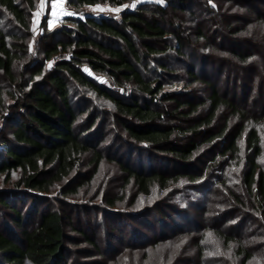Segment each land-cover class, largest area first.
I'll use <instances>...</instances> for the list:
<instances>
[{
    "label": "trees",
    "instance_id": "1",
    "mask_svg": "<svg viewBox=\"0 0 264 264\" xmlns=\"http://www.w3.org/2000/svg\"><path fill=\"white\" fill-rule=\"evenodd\" d=\"M36 1L0 0V8L8 12L18 30L5 33L0 27V179L9 185L0 186V264H69V242H83L95 249L99 237L93 222L103 230V217L118 218L123 208L140 207L137 200L142 196L167 190L183 202L186 187L196 192L195 200L223 187L226 199L233 200L225 181L220 182L216 174L204 179V166H197L195 159L212 150L218 154L210 157V168L218 169L225 156L244 161L239 184L264 224V169L258 161L263 150L260 134L250 122L255 118L245 102L219 91L218 82L209 76L205 66L221 60H211L210 52H196L200 47L213 49L214 44L187 0L139 2L123 10L118 19L81 9L134 0H69L75 13L65 15L64 20L71 25L44 31L35 53L27 54ZM202 5L209 13L217 10L208 0ZM186 13L196 22L193 33ZM41 24L45 25V19ZM230 52L236 59L232 76L236 84L249 70L254 53L236 48ZM178 81L187 88L165 89ZM193 83L205 84L209 94L198 99ZM223 109L245 123L233 136L227 135V123L217 126ZM99 113H108L122 133L120 138L130 143L122 156L102 154L100 137H96L104 127L96 121ZM239 138L243 139L242 155ZM106 159L121 171V186L133 188L132 199L125 201V207L119 206L123 193L101 190V204L92 210L101 211L102 219H81L79 212L90 209L70 203L67 197L77 199L82 189L89 190L94 171ZM227 203L223 212L216 209L215 218L231 219L207 227L224 245L234 244L239 264H246L254 257L250 249L262 244H255L257 234L252 230L243 232L248 235L243 240L239 229L255 218L241 208L247 205L241 198L235 196L233 203ZM165 206L170 207L160 200L127 211L141 226L156 225L155 238L135 244L155 246L192 229L189 222H194L196 212L190 216L189 207L175 204L171 214ZM194 208L201 210L199 204Z\"/></svg>",
    "mask_w": 264,
    "mask_h": 264
},
{
    "label": "rangeland",
    "instance_id": "2",
    "mask_svg": "<svg viewBox=\"0 0 264 264\" xmlns=\"http://www.w3.org/2000/svg\"><path fill=\"white\" fill-rule=\"evenodd\" d=\"M69 0H65L64 7L66 11L70 13H75L72 6L68 3ZM143 1H152V0H134L130 3L121 4L120 6L111 5L109 3L103 4H94L88 5L81 9L86 14H93L95 16H108L118 19L120 14L125 9H133L139 2ZM159 2H164V0H156ZM190 4L189 7H192L199 16V26L205 30V33L208 34L209 40L214 44L213 49L199 48L196 52H210L213 54L211 60H221L219 63H214L210 61L205 67L209 71V76L214 81L218 82L219 91L224 92L227 96H233V99L236 102L244 103L248 105L249 111L255 120L250 121L253 126L258 130V133L261 137V147L262 154L258 158L261 167L264 169V0H208L217 6V10L214 11V14L205 11L202 4L205 0H187ZM41 0L36 1L35 9L32 10L31 15V32L28 36V49L27 54H34L36 50V45H40L42 42V36L44 31L51 30L56 31L61 28L62 25L70 26L71 24L64 20V16L60 19L54 21L52 26H49V21L53 20L52 17V0H46V6L42 10V14L35 17V24L33 23L34 14L38 11H41L40 8ZM134 5V6H132ZM97 6L103 7L105 9H115L120 8L121 11L115 12L111 10L98 11ZM72 8V9H71ZM71 9V10H70ZM187 19V25L192 26V33L195 31V23L192 17L187 13L185 14ZM45 19V25L41 24V21ZM197 20V21H198ZM231 26L230 29L227 27ZM0 27L5 33L7 32H16L18 33L17 28L14 26L13 19L8 14L0 8ZM237 30V32H235ZM205 41H202V45ZM211 44V45H212ZM198 48V47H197ZM237 49L245 53H254L252 62L249 64V70L242 71L245 76L238 82L232 80V76L235 75L233 70V65L236 63L235 57L231 54V49ZM49 64V63H47ZM152 74V73H151ZM240 78V77H239ZM193 92L194 95L201 97L207 96L210 92V88L202 83H193ZM191 85V88H192ZM190 88V86H188ZM185 88L184 85L178 82H171L165 86L167 90H180L183 91ZM195 99V98H194ZM197 100V99H196ZM105 111V110H103ZM102 114V115H101ZM100 118L98 117V123L104 124L102 132H99L96 137H100L101 152L103 155L107 156H122V152H125L129 148L130 143L127 142V139H121L122 133L118 130L117 124L113 122L107 113H99ZM102 116V117H101ZM228 110L223 109L221 114L216 118L217 126L221 127L223 124L227 123V135L233 136V134L238 130L239 126L245 124L241 122L238 118L230 116ZM244 132V131H243ZM238 144L240 147V155H242L243 149V139L239 138ZM208 150V149H206ZM205 150V152H206ZM204 152V153H205ZM209 153V152H208ZM206 153L203 157H198L195 159L197 161V166L202 167L203 178L207 180L213 174L217 175L220 182L225 181L224 183L229 185L233 191V200L236 197H239L247 205L241 207L243 210H249V216L254 217L255 219H249L246 221L245 228L239 229L243 230L241 235H243V240L248 238V235L243 233L244 231H251L257 236L255 237V244L258 242L262 244L258 249H250L254 251V257L246 264H264V224L261 220L258 213H255L251 210L249 205L250 200L246 196V193L241 189L239 184L241 169L243 168L244 161L239 159L230 160L228 156H225L217 165V168L212 166L210 157L217 155L218 152L213 151L211 153ZM157 156V153H154ZM89 158V157H88ZM87 158V160H88ZM201 160V161H200ZM132 161V158L131 160ZM157 165H153V168H156ZM95 175L92 181V187L88 189H82L81 197L70 198V203H74L78 206H87L90 210L79 212L78 208L76 215L81 219L85 217L89 221L100 220L102 219L101 211L98 209L92 210V207H99L97 205L101 204L100 195L101 190L106 192V194H120L123 193L124 200L119 204L125 207L126 202L131 201L133 188L126 185V187L121 186L122 180L121 171L118 170V167L113 162H108L104 160L99 167L94 171ZM16 176V175H15ZM0 186H9L0 179ZM220 185H218L219 187ZM123 187V188H121ZM169 192V191H168ZM167 190L161 192L159 195L152 196H142L137 200L139 203L138 208L143 209V207H148L150 204H156L160 200L165 202V204L170 205L165 206L164 209L168 213H175V208L173 205L177 204L179 208L189 207L190 216L192 213L196 212V217H194V222L188 221L189 226L192 228L188 232H182L175 235H172V239L165 240V243H159L155 246H149L151 243H144L141 246L135 244L137 241L152 240L156 237L153 230L154 227H145L139 225L137 220L129 218L133 215H130L127 211H132L134 205L128 207L127 209L123 208L121 217L111 216L103 217L106 223V226L103 230L97 229L94 222L91 225L99 237L97 239L98 246L94 248L90 247L83 242H69L67 247V258L69 264H239L240 257L236 256L233 253L235 248L234 244H223L222 240L215 236V233L211 230L210 227H215L219 225L220 222H223L224 219L219 217L215 218L217 214L216 209H220L223 212L230 203H233L232 198L226 199V193L223 190V187L219 188L218 191L214 190L212 194L207 195L205 198L200 194V200H195L194 190H190L189 187H186L183 190L185 197L182 199L183 202H178L179 195L173 194L171 191L168 194ZM244 193V194H243ZM85 194V195H84ZM91 197L89 198V196ZM126 201V202H125ZM58 202H54L53 206H58ZM194 204H199L201 210H196ZM206 207L202 209V206ZM52 206V205H50ZM247 206L249 207L247 209ZM238 208V207H237ZM187 210V209H186ZM102 211L105 212L102 208ZM127 212V213H125ZM170 215V214H169ZM189 215V214H188ZM170 217V216H169ZM170 218L167 219V222H170ZM222 220V221H221ZM235 220L232 219V222ZM193 223V224H192ZM210 227H207L210 224ZM138 224V225H137ZM226 225V224H225ZM98 226V225H97ZM153 226V225H150ZM225 227V226H224ZM233 231H238L235 226H233ZM248 230V228H250ZM231 229V228H230ZM90 231V229H89ZM167 233H173L172 230L167 229ZM134 232V233H133ZM138 232L139 235L138 236ZM75 235V234H71ZM133 237V238H132ZM132 242V243H131ZM251 245V244H250ZM250 245H245L247 248H251Z\"/></svg>",
    "mask_w": 264,
    "mask_h": 264
},
{
    "label": "snow or ice",
    "instance_id": "3",
    "mask_svg": "<svg viewBox=\"0 0 264 264\" xmlns=\"http://www.w3.org/2000/svg\"><path fill=\"white\" fill-rule=\"evenodd\" d=\"M64 3H65V0H52V17H53V20H50L49 21V26L51 27L52 24L54 23V21L60 19V17L64 16V15H71L72 13L66 11L65 7H64ZM46 6V0H41V5H40V8H41V11H38L37 13L34 14V20H33V23L35 24L36 20H35V17L39 16L42 14V10L43 8ZM134 6V5H132ZM97 10L98 11H106V10H111V11H115V12H119L121 11L120 8H115V9H105L103 7H100V6H97Z\"/></svg>",
    "mask_w": 264,
    "mask_h": 264
}]
</instances>
